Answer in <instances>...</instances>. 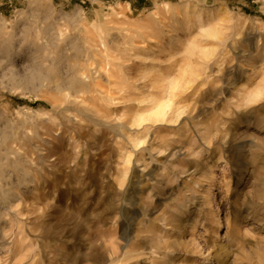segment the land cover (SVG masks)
<instances>
[{"label":"rangeland","instance_id":"374dc122","mask_svg":"<svg viewBox=\"0 0 264 264\" xmlns=\"http://www.w3.org/2000/svg\"><path fill=\"white\" fill-rule=\"evenodd\" d=\"M218 256L264 264V0H0V264Z\"/></svg>","mask_w":264,"mask_h":264},{"label":"bare ground","instance_id":"6f19581e","mask_svg":"<svg viewBox=\"0 0 264 264\" xmlns=\"http://www.w3.org/2000/svg\"><path fill=\"white\" fill-rule=\"evenodd\" d=\"M262 91L258 90L254 93L253 97H259ZM260 93V94H259ZM151 106L147 108L148 110L139 113L138 119L136 120L138 123H141L146 120H152L153 122L159 121L163 118L169 108V105L165 102H159L156 97L151 96L150 98ZM221 227V223L218 222L217 232ZM230 241V240H229ZM223 256V255H222ZM226 257V256H225ZM219 258V256H218ZM227 258V257H226ZM216 260V259H215ZM224 257L217 259L218 264H228L229 262L224 261Z\"/></svg>","mask_w":264,"mask_h":264}]
</instances>
